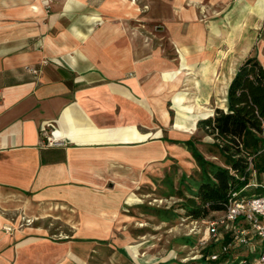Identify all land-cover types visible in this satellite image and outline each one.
Masks as SVG:
<instances>
[{"label": "crops", "instance_id": "1", "mask_svg": "<svg viewBox=\"0 0 264 264\" xmlns=\"http://www.w3.org/2000/svg\"><path fill=\"white\" fill-rule=\"evenodd\" d=\"M133 3L0 0V264H87L192 156L179 107L249 56L264 66V0H149L170 49Z\"/></svg>", "mask_w": 264, "mask_h": 264}, {"label": "rangeland", "instance_id": "2", "mask_svg": "<svg viewBox=\"0 0 264 264\" xmlns=\"http://www.w3.org/2000/svg\"><path fill=\"white\" fill-rule=\"evenodd\" d=\"M130 2H135L133 4L136 10V30L150 36L158 47L170 49L167 38L159 31V25L151 23L148 18L151 10L149 0ZM220 50L224 51L223 48L217 51ZM189 77L197 79L196 75ZM232 77L234 69L215 74L214 97L208 104H184L189 114L179 107V113H184V118L181 119L185 120L177 122L179 130L191 132L187 139L196 144L208 161L216 164H221V159L214 153L216 149L213 146V137L198 129L196 122L198 119L200 121L214 115L218 108H226L227 89ZM187 93L189 97L194 98L189 91ZM183 141L179 139V143ZM184 155L179 154L178 164L169 170L161 185L156 184L149 196L138 198L136 205L124 212L128 216L125 221L129 222L127 231L112 235L107 241V244L126 251L127 256H118L116 248L103 245L89 251L87 264H200L202 257L206 258L208 253L221 254L226 240L214 242L209 236L208 224L211 220L221 217L223 212L213 213L204 220L196 221L187 217L181 209V203L196 190L202 179L201 169L194 158ZM259 182L264 187V174L260 181L254 176L247 191H253L254 185ZM57 225L56 222V229ZM251 243L249 247L233 244L229 254L221 255L224 259L221 264H235L242 258H249L258 263L263 247L257 239Z\"/></svg>", "mask_w": 264, "mask_h": 264}, {"label": "trees", "instance_id": "3", "mask_svg": "<svg viewBox=\"0 0 264 264\" xmlns=\"http://www.w3.org/2000/svg\"><path fill=\"white\" fill-rule=\"evenodd\" d=\"M197 127L213 137L221 164L208 161L192 140L184 143L202 172L196 190L180 205L186 216L197 221L224 212L234 194L236 200L263 197L260 182L247 191L253 177L260 181L264 174V66L257 56H249L238 68L228 88L226 108L216 109ZM225 240L230 242L228 236ZM210 255L203 256L200 264L224 261L222 256L213 261Z\"/></svg>", "mask_w": 264, "mask_h": 264}, {"label": "built area", "instance_id": "4", "mask_svg": "<svg viewBox=\"0 0 264 264\" xmlns=\"http://www.w3.org/2000/svg\"><path fill=\"white\" fill-rule=\"evenodd\" d=\"M42 135L48 143L51 142L45 128H42ZM236 197L237 194H234V199L229 202L221 217L208 224V233L214 242H220L227 236L230 238V242L223 245L221 254H212L209 259L216 261L221 255L229 254L235 243L249 247L257 239L263 247L258 263L242 258L238 264H264V196L241 200H236Z\"/></svg>", "mask_w": 264, "mask_h": 264}, {"label": "water", "instance_id": "5", "mask_svg": "<svg viewBox=\"0 0 264 264\" xmlns=\"http://www.w3.org/2000/svg\"><path fill=\"white\" fill-rule=\"evenodd\" d=\"M199 122V121H198Z\"/></svg>", "mask_w": 264, "mask_h": 264}]
</instances>
